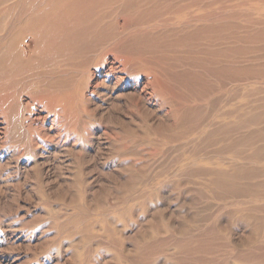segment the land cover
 <instances>
[{
	"label": "rangeland",
	"instance_id": "1",
	"mask_svg": "<svg viewBox=\"0 0 264 264\" xmlns=\"http://www.w3.org/2000/svg\"><path fill=\"white\" fill-rule=\"evenodd\" d=\"M0 264H264V0H0Z\"/></svg>",
	"mask_w": 264,
	"mask_h": 264
}]
</instances>
